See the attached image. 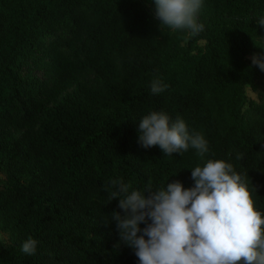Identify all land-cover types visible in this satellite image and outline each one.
<instances>
[{
    "label": "trees",
    "instance_id": "16d2710c",
    "mask_svg": "<svg viewBox=\"0 0 264 264\" xmlns=\"http://www.w3.org/2000/svg\"><path fill=\"white\" fill-rule=\"evenodd\" d=\"M260 16L264 0H204L191 35L160 26L152 0H0V264H138L110 181L190 187L202 163L138 143L150 110L202 133L264 213ZM157 77L168 87L152 94Z\"/></svg>",
    "mask_w": 264,
    "mask_h": 264
},
{
    "label": "clouds",
    "instance_id": "9594fccd",
    "mask_svg": "<svg viewBox=\"0 0 264 264\" xmlns=\"http://www.w3.org/2000/svg\"><path fill=\"white\" fill-rule=\"evenodd\" d=\"M203 2L152 0L160 26L191 35L204 30L199 21ZM256 24L264 29V16ZM251 63L264 72V51L254 54ZM167 87L157 77L150 92L160 94ZM137 132L144 148L158 146L166 156L191 148L202 161L190 168V187L174 180L155 189L147 185L130 190L122 179L110 181L109 201L119 197L121 209L111 214L118 242L134 250L138 264H264V213L254 205L246 181L233 164L206 158L209 147L203 134L190 131L180 117L172 120L164 110L144 114ZM37 243L29 236L20 251L34 255Z\"/></svg>",
    "mask_w": 264,
    "mask_h": 264
},
{
    "label": "rangeland",
    "instance_id": "374dc122",
    "mask_svg": "<svg viewBox=\"0 0 264 264\" xmlns=\"http://www.w3.org/2000/svg\"><path fill=\"white\" fill-rule=\"evenodd\" d=\"M246 93H247V95L250 97V98H252V99H256V95H255V93L254 92H252L249 88H246ZM2 176L0 175V178H1ZM0 239H5V236L3 235V234H1L0 233Z\"/></svg>",
    "mask_w": 264,
    "mask_h": 264
}]
</instances>
